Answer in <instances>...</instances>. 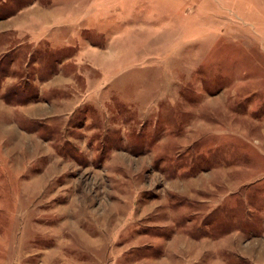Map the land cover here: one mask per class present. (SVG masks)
I'll return each mask as SVG.
<instances>
[{"label": "rangeland", "instance_id": "374dc122", "mask_svg": "<svg viewBox=\"0 0 264 264\" xmlns=\"http://www.w3.org/2000/svg\"><path fill=\"white\" fill-rule=\"evenodd\" d=\"M0 264H264V0H0Z\"/></svg>", "mask_w": 264, "mask_h": 264}]
</instances>
